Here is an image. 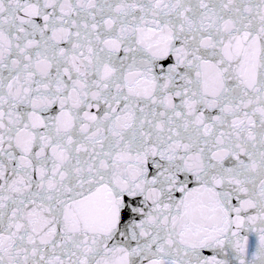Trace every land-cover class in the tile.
I'll return each mask as SVG.
<instances>
[{
    "label": "snow or ice",
    "instance_id": "6c2138e0",
    "mask_svg": "<svg viewBox=\"0 0 264 264\" xmlns=\"http://www.w3.org/2000/svg\"><path fill=\"white\" fill-rule=\"evenodd\" d=\"M0 264H264V0H0Z\"/></svg>",
    "mask_w": 264,
    "mask_h": 264
}]
</instances>
